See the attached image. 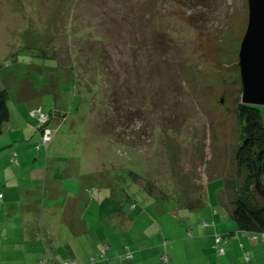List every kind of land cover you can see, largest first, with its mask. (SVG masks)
<instances>
[{
	"label": "rangeland",
	"instance_id": "1",
	"mask_svg": "<svg viewBox=\"0 0 264 264\" xmlns=\"http://www.w3.org/2000/svg\"><path fill=\"white\" fill-rule=\"evenodd\" d=\"M247 17L246 0H0V84L11 109L28 88L31 104L68 111L50 150L84 153L109 197L98 173L139 207L216 204L246 174L234 155Z\"/></svg>",
	"mask_w": 264,
	"mask_h": 264
},
{
	"label": "crops",
	"instance_id": "2",
	"mask_svg": "<svg viewBox=\"0 0 264 264\" xmlns=\"http://www.w3.org/2000/svg\"><path fill=\"white\" fill-rule=\"evenodd\" d=\"M27 90L17 94L0 135V264H40L44 257L47 264H264V238L248 240L230 216L234 192H225L227 183L216 204L167 208L152 200L139 207L124 194L109 197L88 181L96 164L82 161L84 153L77 159L60 152L62 146L50 150L68 118L52 119L54 138L47 150L36 149L39 133L29 110L38 104L25 99L33 91ZM14 149L17 166L8 159ZM96 177L109 188L120 186L112 175ZM215 235L223 254L213 248Z\"/></svg>",
	"mask_w": 264,
	"mask_h": 264
},
{
	"label": "trees",
	"instance_id": "3",
	"mask_svg": "<svg viewBox=\"0 0 264 264\" xmlns=\"http://www.w3.org/2000/svg\"><path fill=\"white\" fill-rule=\"evenodd\" d=\"M105 72L106 71L101 70L98 75L95 76L94 82L96 83L97 79H99V82L104 85L107 82V84L105 85L107 88L103 97L105 99H111L114 98V95L109 94L110 92H108L111 87V77L107 76ZM94 85L89 87L90 91L92 87H94ZM83 88L85 87L83 86ZM9 99L10 96L7 88L4 85L0 84V135H2L3 133L4 125L10 120L9 118L11 108L9 106ZM111 102L114 103L115 101ZM37 107H41L42 110L48 115L49 120L48 122H46L45 127L47 129L53 130V135L49 140V143H51V140L56 134V130H54L50 126L51 120L55 119L59 122L62 120L64 121L66 118H68V111L65 110V112H63L60 107L59 109H56L55 107L54 109H50L48 111H45L42 106L37 105ZM261 107L262 105L257 106L248 103L243 104L241 102H239L236 107V116L237 120L241 123L242 134L240 136V141L235 151L234 157L238 173H240L241 170H244L246 174L242 179V183L238 184L237 182H234V185H232L234 198L230 203L232 204L230 216L232 217L239 232H244L246 234H256L255 237H261V235L264 234V120L262 119L263 114L261 113ZM33 108L34 107H32L31 109ZM30 110L29 116L31 118H34L30 115ZM105 113L107 115L105 121L106 126L113 128L114 130L119 128L121 124V121H119L121 120V116H116L114 111L112 112L109 109ZM34 119L37 123L35 126V130L39 133V137L36 141V149L38 150L39 148H44L45 150H47L49 147V143L46 146L44 144H41L37 148V145L39 143L38 141L42 138L44 130L40 128L38 119ZM243 140H245V143H243ZM14 152L19 160L16 150H10L8 153V159L11 164V157L13 156ZM117 181L121 182L119 180ZM227 183H230V181ZM114 190L115 188L112 192L114 194H117L119 192L118 190H120V192L122 193L123 191H125V187L117 186L116 191ZM127 199H130L128 195H126V200ZM216 236L217 235L214 236L215 241L213 244L215 252L218 247H222L223 245V240H221V238L216 240ZM223 253L224 252H216L217 255Z\"/></svg>",
	"mask_w": 264,
	"mask_h": 264
},
{
	"label": "water",
	"instance_id": "4",
	"mask_svg": "<svg viewBox=\"0 0 264 264\" xmlns=\"http://www.w3.org/2000/svg\"><path fill=\"white\" fill-rule=\"evenodd\" d=\"M246 3V29L238 49L240 102L259 106L264 105V0Z\"/></svg>",
	"mask_w": 264,
	"mask_h": 264
},
{
	"label": "built area",
	"instance_id": "5",
	"mask_svg": "<svg viewBox=\"0 0 264 264\" xmlns=\"http://www.w3.org/2000/svg\"><path fill=\"white\" fill-rule=\"evenodd\" d=\"M30 115L33 116L34 118L38 119V122H39L38 124L40 125V128L42 130H44V134H43L42 138L38 141L39 143L37 145V148L41 144H44L45 146L48 145L49 140H50V138L53 135V130L47 129L45 127L46 122H48V120H49L47 113L44 112L41 107H36V108H33V109L30 110ZM11 162H12V164L14 166L19 164V160H18L17 155L15 154V152H14L13 156L11 157ZM2 199H3V194H2V192H0V201H2ZM206 224H207L206 221L205 222H203V221L201 222V226H205ZM242 233L246 234L244 232H242ZM37 235L42 237V238H45L43 236V231L38 232ZM246 236H247L248 239L252 240L256 236V234H246ZM261 237L264 238V234H262ZM218 239H220V237L217 235L216 236V240H218ZM218 250H220L221 251L220 253H222V247H218L216 249V252H219ZM99 255H100V257L105 255V248L101 249ZM125 255L128 258L132 257L130 251H128V250L125 252ZM160 258L162 260L166 261L167 256L164 254V255H161ZM40 264H47V259L45 257L42 258L40 260ZM64 264H75V262L72 259H66Z\"/></svg>",
	"mask_w": 264,
	"mask_h": 264
},
{
	"label": "bare ground",
	"instance_id": "6",
	"mask_svg": "<svg viewBox=\"0 0 264 264\" xmlns=\"http://www.w3.org/2000/svg\"><path fill=\"white\" fill-rule=\"evenodd\" d=\"M64 263H65V262H64ZM64 263H63V264H64Z\"/></svg>",
	"mask_w": 264,
	"mask_h": 264
}]
</instances>
